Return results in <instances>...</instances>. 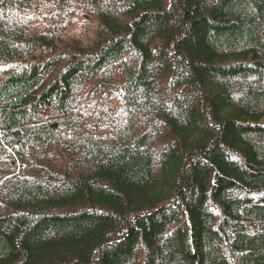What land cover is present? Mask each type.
Instances as JSON below:
<instances>
[{
  "label": "trees",
  "instance_id": "obj_1",
  "mask_svg": "<svg viewBox=\"0 0 264 264\" xmlns=\"http://www.w3.org/2000/svg\"><path fill=\"white\" fill-rule=\"evenodd\" d=\"M0 264H264V0H0Z\"/></svg>",
  "mask_w": 264,
  "mask_h": 264
}]
</instances>
